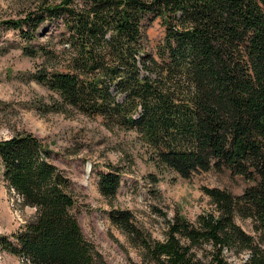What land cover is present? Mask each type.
<instances>
[{
	"label": "trees",
	"instance_id": "trees-1",
	"mask_svg": "<svg viewBox=\"0 0 264 264\" xmlns=\"http://www.w3.org/2000/svg\"><path fill=\"white\" fill-rule=\"evenodd\" d=\"M155 18L165 36L153 52L144 28ZM0 25L27 41L48 35L25 47L45 56L32 77L53 92L48 109L138 130L153 161L185 178L228 169L248 182L240 195L205 187L214 209L194 222L166 216L159 241L116 207L124 170L108 165L98 189L140 249L136 264H231L227 249L264 264V0H39ZM0 157L9 187L36 209L2 249L31 264H111L83 232L72 179L44 138L17 132L0 140Z\"/></svg>",
	"mask_w": 264,
	"mask_h": 264
},
{
	"label": "rangeland",
	"instance_id": "rangeland-1",
	"mask_svg": "<svg viewBox=\"0 0 264 264\" xmlns=\"http://www.w3.org/2000/svg\"><path fill=\"white\" fill-rule=\"evenodd\" d=\"M39 0H0V21L21 17L33 10ZM53 26V25H51ZM146 44L156 49L165 30L160 18L146 19ZM47 34L26 40L20 30L0 25V140L17 132H33L52 147L55 162L72 179L80 204L78 218L86 237L93 241L111 264L141 262L140 249L132 245L125 232L108 216L111 203L98 189L99 172L108 165H119L124 176L116 207L131 210L138 223L156 240L166 236V216L176 212L188 220L214 209L205 187H221L240 195L248 185L239 174L228 169L209 170L185 178L179 172L158 166L143 144L138 130L116 126L108 128L103 117H90L73 111H53V92L38 83L32 74L46 65L43 53L32 55L25 47L40 46ZM0 157V239L15 240L14 233L33 218L35 208L22 204V197L9 187L3 176ZM250 230L251 220H239ZM231 264H241L248 253L237 255L225 250ZM0 264H31L0 246Z\"/></svg>",
	"mask_w": 264,
	"mask_h": 264
}]
</instances>
